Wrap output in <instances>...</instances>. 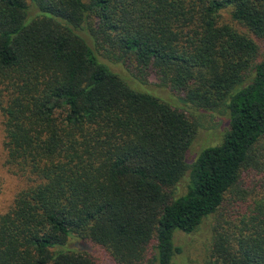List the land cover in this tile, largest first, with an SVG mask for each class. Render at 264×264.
<instances>
[{
    "label": "trees",
    "instance_id": "16d2710c",
    "mask_svg": "<svg viewBox=\"0 0 264 264\" xmlns=\"http://www.w3.org/2000/svg\"><path fill=\"white\" fill-rule=\"evenodd\" d=\"M251 34L264 39V0H0L5 164L29 182L0 214V264H100L73 238L120 264H173L177 232L226 203L210 264H264ZM152 75L179 99L146 86ZM218 107L222 142L189 161L194 111Z\"/></svg>",
    "mask_w": 264,
    "mask_h": 264
},
{
    "label": "rangeland",
    "instance_id": "374dc122",
    "mask_svg": "<svg viewBox=\"0 0 264 264\" xmlns=\"http://www.w3.org/2000/svg\"><path fill=\"white\" fill-rule=\"evenodd\" d=\"M223 14L225 19L229 18L227 12ZM251 35L259 43L261 48L259 59H263L264 39L258 38L254 34ZM149 81L146 86L159 95L174 101L179 99L178 95L174 94L168 87L162 86L155 75L150 76ZM194 112L199 126L195 140L188 152L189 161H193L203 148L220 144L228 128V114L223 107L214 110L197 109ZM5 141V115L0 111V214L7 212L14 204L18 193L29 186V182L25 177L16 175L7 168L5 164L7 154ZM187 182L188 175L178 183L176 188L178 194L186 191ZM231 211H233V206L226 203L223 209L207 217L195 231L191 233L177 232L175 243L180 251L175 254L173 264H210L217 229L229 220ZM73 242L76 248L92 253L100 264H120L100 244L77 238H73ZM146 262L148 263L145 260V262L139 264H146Z\"/></svg>",
    "mask_w": 264,
    "mask_h": 264
}]
</instances>
